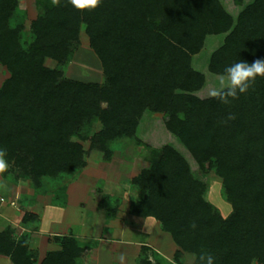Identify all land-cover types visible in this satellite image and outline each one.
<instances>
[{
  "label": "trees",
  "instance_id": "1",
  "mask_svg": "<svg viewBox=\"0 0 264 264\" xmlns=\"http://www.w3.org/2000/svg\"><path fill=\"white\" fill-rule=\"evenodd\" d=\"M36 3L42 12L26 25L27 18L18 17L19 0H0V63L8 70L0 86V148L9 162L3 176L37 186L85 167L83 141L109 158L111 143L129 138L150 161L131 180L144 194L131 214L160 222L178 246L175 259L189 253L199 264L207 251L214 264H252L256 258L264 264V77L225 105L195 94L205 76L192 66L211 33L228 32L211 56L213 73L239 60L264 59V0H254L235 23L219 0H102L91 11H77L68 0ZM82 25L102 62V84L65 76ZM48 59L56 65L48 66ZM148 107L167 114V131L198 166L208 163L223 178L229 217L205 199V187L172 144L156 147L140 136ZM230 114L235 119L227 120ZM93 119L101 130L83 134ZM103 206L100 200L98 208ZM36 218L26 211L21 221L29 225ZM55 239L60 248L38 261L29 234L7 227L0 230V256L13 264H78L94 248L72 235ZM149 249L142 248L139 264L166 263L151 261Z\"/></svg>",
  "mask_w": 264,
  "mask_h": 264
},
{
  "label": "rangeland",
  "instance_id": "2",
  "mask_svg": "<svg viewBox=\"0 0 264 264\" xmlns=\"http://www.w3.org/2000/svg\"><path fill=\"white\" fill-rule=\"evenodd\" d=\"M253 1L254 0H243V3L239 5L235 3V0H219L225 11L232 16L234 23L236 22L238 15ZM40 12H42V10L38 7L36 0H19L18 17L24 16L27 18L26 25H28L29 21L35 19ZM227 35L228 32L207 34L205 36L204 44L199 52L192 56L193 68L205 76L203 86L195 92L200 98H207L205 89L215 80L217 75H219L210 70V59L213 52L223 44ZM79 40L78 45H76L75 50L73 51L71 60L64 66L65 76L71 79L76 78V80L84 82L104 83L105 75L103 65L99 56L90 45V38L85 30V25H82L81 27ZM46 64L50 67H54L56 61L48 59ZM7 76V68L0 63V86L5 80L4 78ZM166 119V113L158 112L148 107L144 111L143 117H141V125L139 126L140 136L143 137L146 142H149L156 147H161L168 143L172 144L190 164L194 177H196L205 187V199L213 204L217 212H219L224 218L229 217L233 208L226 198L224 188L225 182L223 178L217 174L215 169L208 163L206 164L205 169L198 166L188 148L180 145L177 137L173 133L167 131L165 126ZM101 128L102 125L99 120L93 119L90 125L85 127L81 132L83 133L87 131L93 135L101 130ZM82 143L85 149L88 150L85 159L87 164L74 174L64 175L60 178L44 179L41 184L37 186L35 184H30V181L26 178L17 179L11 173L8 176L0 175V184L5 185L0 187V198L3 197L6 200L4 204L0 203V224L3 229L11 227L19 233L21 228L17 227L16 229L12 220L17 221V219H21L27 211L25 208L26 205L32 210H37L40 208L41 203L44 202L45 197L47 198V202L51 199L53 201L56 199H59L60 201L64 200V192L68 184H84L86 185L83 190L85 192L89 191L91 193L94 190L93 193H95L97 200H101L104 204L103 208L101 207L100 210L106 216L108 229L109 221L111 223L112 220H115V222L123 220L124 214L120 208V203H122L123 198L129 200L128 202L130 206L127 208V212L131 214L132 205L139 202L144 195L143 192L131 182V180L137 176L142 169L150 165L148 151L142 147H138L135 142L129 138H121L111 143V148L114 152L111 157L106 158L103 157V153L100 150L91 148L92 142L90 140L83 141ZM59 184H63V187H61V190L59 188L57 189L58 191L54 192L55 187ZM91 184L94 185L92 186ZM121 190H124L125 192ZM78 191L76 194L72 193V200H77L76 197L81 196ZM118 191L124 192L125 195H123V197L122 195H117L116 192L118 193ZM19 195L21 197L17 199V206H11L10 201L17 198ZM71 208L75 207L72 206ZM89 213L90 210L87 208L83 213L79 212V215H83V218L89 220L92 219L89 216ZM72 219L74 220V218ZM147 227L152 228L153 224L150 223ZM63 229H66L65 225L63 226ZM108 229L105 232L106 234L110 231ZM0 230H2V228ZM25 232L29 234V243L36 246L41 253L38 261H41L49 250L60 248V244L55 239V236L51 238L50 241H47L46 238L38 237V235L36 237L34 233L28 232L27 230H25ZM151 234L153 235L154 240H161V244L159 245L163 251L162 254L152 248L147 250L146 255L151 261L156 262L157 258H163L164 261H166L165 264H195V257L189 253L180 255V260L175 259L174 254L178 249V246L173 240H171L172 237L170 233L163 230L161 238L158 234L157 236L156 234L154 235V233ZM147 236L150 238V234ZM78 240L84 244L91 243L81 241L80 239ZM142 248L137 251L134 250L135 252H133V256L131 255L132 257H129L128 261L124 262V264H139V257H143ZM111 250V247L108 246V253L106 251H101L99 255L97 250L85 251L80 257L78 264H120V260L118 259L119 255L115 254L116 251L114 252ZM164 252L169 256H165ZM252 264L262 263L256 258L252 260Z\"/></svg>",
  "mask_w": 264,
  "mask_h": 264
},
{
  "label": "crops",
  "instance_id": "3",
  "mask_svg": "<svg viewBox=\"0 0 264 264\" xmlns=\"http://www.w3.org/2000/svg\"><path fill=\"white\" fill-rule=\"evenodd\" d=\"M91 185L93 186L94 184ZM85 186L86 185L84 184H68L64 192V200L60 201L59 199H56L53 201L51 199L47 202V198L45 197L44 202L41 203L40 208L37 210H32L26 205V210L35 213L37 218L29 223L31 226L22 223L21 219L23 216L21 219H17V221L12 220L16 229L17 227L21 228L18 235L27 230L28 232L34 233L36 237L38 235V237L46 238L47 241H50L54 236L72 235L81 241L91 242L94 245V248L91 249V251L97 250L98 255L101 251L107 252L108 246H110L114 252L116 251V255L120 256L123 254L125 256L124 262H127L129 257L133 256L132 254L135 252L134 250L137 251L143 246H148L149 248L158 251V253L163 254V251L161 250L162 248L159 245L161 244V240H154V237L151 234L154 233L156 236L158 234L160 238L163 235L161 224L157 219L128 213L127 208L130 206L128 202L129 200L123 198L122 203H120V208L124 214L123 220H118L117 222L112 220L111 223L109 221L108 229L106 216L98 208L99 200H97L95 193H93L94 190L91 193L89 191L85 192L83 191ZM61 187H63V184L56 186L54 192L58 191L57 189L59 188L61 190ZM77 191L81 196L76 197L77 200H72V193L76 194ZM121 191H118V193L116 192V194L120 196L122 195L123 197L125 191ZM20 197L21 196L19 195L17 198L11 200L10 203L14 201L15 204L10 205L17 206V199ZM72 206L75 208H71ZM87 208L90 210L89 216L92 218L89 220L83 218V215H79V212L83 213ZM72 218H74V220ZM150 223L153 224L152 228L147 227ZM64 225L66 226V229H63ZM1 228L3 229L2 225L0 226V229ZM106 228L110 230L107 234L105 233L107 230ZM148 234H150V238L147 236ZM31 248L37 251L39 257L41 256V253L36 246L31 244ZM164 254L165 256H169L165 252ZM0 264L13 263L8 257L0 256Z\"/></svg>",
  "mask_w": 264,
  "mask_h": 264
},
{
  "label": "clouds",
  "instance_id": "4",
  "mask_svg": "<svg viewBox=\"0 0 264 264\" xmlns=\"http://www.w3.org/2000/svg\"><path fill=\"white\" fill-rule=\"evenodd\" d=\"M54 6L60 5V0H51ZM102 0H68L77 11H91L98 8ZM257 77H264V59L257 58L251 63L239 60L224 69L222 74L217 75L205 89L206 97L213 98L222 104H230L232 100L238 99L240 94L247 93L253 87ZM227 120L235 119L234 115H229ZM6 149L0 148V175H3L8 168L9 162L6 159ZM5 186L0 184V187ZM196 228L193 221L190 225ZM120 264H124L125 256L121 254L118 258ZM199 264H214V256L207 251H201L198 256Z\"/></svg>",
  "mask_w": 264,
  "mask_h": 264
},
{
  "label": "built area",
  "instance_id": "5",
  "mask_svg": "<svg viewBox=\"0 0 264 264\" xmlns=\"http://www.w3.org/2000/svg\"><path fill=\"white\" fill-rule=\"evenodd\" d=\"M4 202H5V198L1 197V198H0V203H4ZM11 204H12V205H14V204H15V202H14V201H12V202H11Z\"/></svg>",
  "mask_w": 264,
  "mask_h": 264
}]
</instances>
